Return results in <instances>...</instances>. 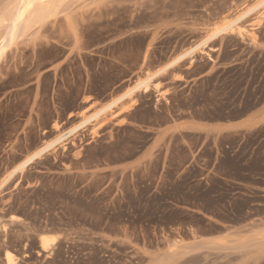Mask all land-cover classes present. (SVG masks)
Returning <instances> with one entry per match:
<instances>
[{
  "label": "rangeland",
  "instance_id": "1",
  "mask_svg": "<svg viewBox=\"0 0 264 264\" xmlns=\"http://www.w3.org/2000/svg\"><path fill=\"white\" fill-rule=\"evenodd\" d=\"M21 2L0 0V182L152 78L0 188V264H264V124L161 132L264 107V0H46L8 42Z\"/></svg>",
  "mask_w": 264,
  "mask_h": 264
},
{
  "label": "bare ground",
  "instance_id": "2",
  "mask_svg": "<svg viewBox=\"0 0 264 264\" xmlns=\"http://www.w3.org/2000/svg\"><path fill=\"white\" fill-rule=\"evenodd\" d=\"M23 3L21 2V5L18 8V11H16V15L12 18V20H10L9 24H8V30L7 32V41L9 42V40L11 39L12 35L14 34L18 24L20 22H26L28 25V22L26 21L27 19L24 18L26 11L32 7L36 2L40 3V11L37 15L38 19L40 20L41 17L43 16V11L45 10L46 6L43 5V2H45L46 0H22ZM42 3V4H41ZM36 15V16H37ZM246 15V14H245ZM239 20V19H238ZM236 22L233 21L227 25H224L222 27L216 28L215 31H213V33L206 38V40H204L203 43H205L207 40H210L216 36H218L219 34H221L222 32H224L225 30L231 28L233 26V24ZM23 26H25V24H23ZM198 47V46H196ZM195 47V48H196ZM194 48V49H195ZM2 49V48H1ZM193 49V50H194ZM187 55L184 54L182 56H180L179 58H177L176 60H174L173 62H171L169 65H167L163 70L169 68L170 66L174 65L175 63H177L178 61H180L182 58H184ZM152 77H149L145 80H143L142 82H140L139 84H137L136 86L132 87L129 91H127L126 93L122 94L120 97H118L116 100L112 101L109 105H107L106 107H104L103 109H101L100 111H98L97 113L91 115L89 118H87L86 120L82 121L81 123H79L78 125H76L75 127L68 129L64 134H62L61 136H59L56 140H54L51 143H48L47 145H43L42 147H40L37 151H35L34 153H32L31 155H29L26 159H24L18 166H16L15 168H13L9 174L7 176H5L3 178V180L0 182V188L18 171L22 170L25 166H27L29 163H31L33 160H35L36 158H38L39 156H41L44 152H46L49 148H51L55 143L59 142L61 139L71 135L72 133H74L76 130H78L81 126L87 124L90 120H92L93 118L97 117L101 112H103L104 110H106L107 108L111 107L112 105L116 104L118 101H120L121 99H123L125 96H128L129 94H131L132 92H134L135 90H137L140 87L146 86L147 83L151 80ZM50 239H48L45 235H42L41 237V241H40V246L42 250H46L49 246L50 243ZM11 254V253H10ZM6 253L5 256V260L7 264H13V259L12 256Z\"/></svg>",
  "mask_w": 264,
  "mask_h": 264
},
{
  "label": "crops",
  "instance_id": "3",
  "mask_svg": "<svg viewBox=\"0 0 264 264\" xmlns=\"http://www.w3.org/2000/svg\"><path fill=\"white\" fill-rule=\"evenodd\" d=\"M117 87L118 85L114 86L112 89H110L109 92L106 93L107 95L110 96L107 100H97L94 98H90L86 102L87 105L85 109L89 107H95L101 109L109 105L113 101L112 96L115 93ZM125 100L126 97H124L119 102H117V104H120ZM111 107H113V105ZM263 124H264V107L255 110L254 112L248 114L245 117L235 120L209 122L204 120L184 118L167 124L166 126H164L161 132H165L169 134L180 133V132L202 133V134H212V133L224 134L227 132L251 130ZM154 143L156 146L159 145V137L154 139ZM185 249H187V245Z\"/></svg>",
  "mask_w": 264,
  "mask_h": 264
}]
</instances>
